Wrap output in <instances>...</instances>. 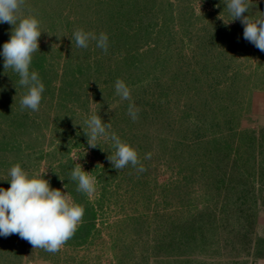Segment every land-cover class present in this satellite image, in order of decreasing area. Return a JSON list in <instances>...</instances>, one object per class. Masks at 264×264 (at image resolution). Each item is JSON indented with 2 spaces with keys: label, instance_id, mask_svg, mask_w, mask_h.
I'll use <instances>...</instances> for the list:
<instances>
[{
  "label": "rangeland",
  "instance_id": "obj_1",
  "mask_svg": "<svg viewBox=\"0 0 264 264\" xmlns=\"http://www.w3.org/2000/svg\"><path fill=\"white\" fill-rule=\"evenodd\" d=\"M226 4L25 0L43 31L31 70L45 91L38 111L21 109L27 90L0 57V187L15 164L46 172L84 215L55 253L0 237V264H264V52L227 23ZM78 29L107 33V52L77 47ZM11 31L0 24V46ZM97 113L139 165L117 170L111 141L88 145L84 118ZM78 163L91 194L71 179Z\"/></svg>",
  "mask_w": 264,
  "mask_h": 264
},
{
  "label": "clouds",
  "instance_id": "obj_2",
  "mask_svg": "<svg viewBox=\"0 0 264 264\" xmlns=\"http://www.w3.org/2000/svg\"><path fill=\"white\" fill-rule=\"evenodd\" d=\"M24 4L25 0H0V24L7 22L12 25L9 39L0 46V57H3L4 68L17 73L19 84L27 90L20 100L21 109L38 111L45 85L39 73L31 70V64L33 53L39 51V37L43 31L35 15L23 13ZM226 7L231 17L227 23L239 20L243 25V38L264 52V12L258 11L259 14L255 15L252 9L250 11V0H227ZM72 36L77 47L87 48L90 41H95L96 47L105 52L108 50L107 33L78 29ZM115 91L121 101L130 100L131 89L123 80L115 82ZM128 111L135 120L138 111L135 105L130 104ZM98 113L84 118L88 145L97 147L95 142L101 138L111 141L115 154L108 159L117 170L129 164L139 165L136 149L122 141L115 132L110 133L111 125L104 122ZM78 165L71 172V179L77 182L79 191L91 194L95 191L96 178L81 164ZM138 170L144 171L143 166ZM45 173L30 175L20 164L9 169L10 179L3 181H8L10 186L7 189L0 187V237L18 234L33 248L55 253L75 233L84 208L61 189L53 188L44 178Z\"/></svg>",
  "mask_w": 264,
  "mask_h": 264
},
{
  "label": "trees",
  "instance_id": "obj_3",
  "mask_svg": "<svg viewBox=\"0 0 264 264\" xmlns=\"http://www.w3.org/2000/svg\"><path fill=\"white\" fill-rule=\"evenodd\" d=\"M10 145H13V143L10 141V143H9ZM14 146V145H13Z\"/></svg>",
  "mask_w": 264,
  "mask_h": 264
}]
</instances>
